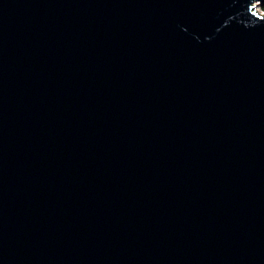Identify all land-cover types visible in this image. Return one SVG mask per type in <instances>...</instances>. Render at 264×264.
<instances>
[{
    "label": "water",
    "instance_id": "water-1",
    "mask_svg": "<svg viewBox=\"0 0 264 264\" xmlns=\"http://www.w3.org/2000/svg\"><path fill=\"white\" fill-rule=\"evenodd\" d=\"M264 0H0V264H264Z\"/></svg>",
    "mask_w": 264,
    "mask_h": 264
},
{
    "label": "rangeland",
    "instance_id": "rangeland-1",
    "mask_svg": "<svg viewBox=\"0 0 264 264\" xmlns=\"http://www.w3.org/2000/svg\"><path fill=\"white\" fill-rule=\"evenodd\" d=\"M257 9H258V11H262V9H261V7H260V6H258V7H257Z\"/></svg>",
    "mask_w": 264,
    "mask_h": 264
},
{
    "label": "trees",
    "instance_id": "trees-1",
    "mask_svg": "<svg viewBox=\"0 0 264 264\" xmlns=\"http://www.w3.org/2000/svg\"><path fill=\"white\" fill-rule=\"evenodd\" d=\"M262 11H264V4L261 6Z\"/></svg>",
    "mask_w": 264,
    "mask_h": 264
},
{
    "label": "built area",
    "instance_id": "built-area-1",
    "mask_svg": "<svg viewBox=\"0 0 264 264\" xmlns=\"http://www.w3.org/2000/svg\"><path fill=\"white\" fill-rule=\"evenodd\" d=\"M264 13V11H262Z\"/></svg>",
    "mask_w": 264,
    "mask_h": 264
},
{
    "label": "bare ground",
    "instance_id": "bare-ground-1",
    "mask_svg": "<svg viewBox=\"0 0 264 264\" xmlns=\"http://www.w3.org/2000/svg\"><path fill=\"white\" fill-rule=\"evenodd\" d=\"M258 10V9H257Z\"/></svg>",
    "mask_w": 264,
    "mask_h": 264
}]
</instances>
